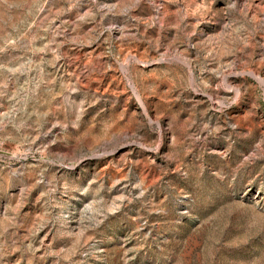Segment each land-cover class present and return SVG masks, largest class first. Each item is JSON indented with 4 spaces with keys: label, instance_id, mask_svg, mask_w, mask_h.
<instances>
[{
    "label": "rangeland",
    "instance_id": "374dc122",
    "mask_svg": "<svg viewBox=\"0 0 264 264\" xmlns=\"http://www.w3.org/2000/svg\"><path fill=\"white\" fill-rule=\"evenodd\" d=\"M0 264H264V0H0Z\"/></svg>",
    "mask_w": 264,
    "mask_h": 264
},
{
    "label": "bare ground",
    "instance_id": "6f19581e",
    "mask_svg": "<svg viewBox=\"0 0 264 264\" xmlns=\"http://www.w3.org/2000/svg\"><path fill=\"white\" fill-rule=\"evenodd\" d=\"M259 82V81H258ZM261 82V81H260ZM135 92V91H134ZM136 93V92H135ZM137 98H138V96H137Z\"/></svg>",
    "mask_w": 264,
    "mask_h": 264
}]
</instances>
